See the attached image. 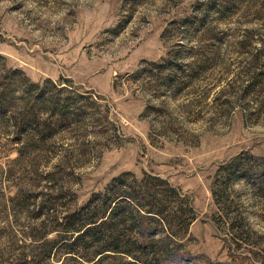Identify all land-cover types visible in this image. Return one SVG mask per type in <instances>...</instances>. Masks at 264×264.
Listing matches in <instances>:
<instances>
[{"label":"rangeland","instance_id":"1","mask_svg":"<svg viewBox=\"0 0 264 264\" xmlns=\"http://www.w3.org/2000/svg\"><path fill=\"white\" fill-rule=\"evenodd\" d=\"M0 264H264V0H0Z\"/></svg>","mask_w":264,"mask_h":264},{"label":"trees","instance_id":"2","mask_svg":"<svg viewBox=\"0 0 264 264\" xmlns=\"http://www.w3.org/2000/svg\"><path fill=\"white\" fill-rule=\"evenodd\" d=\"M72 217H76L75 215H72ZM95 222H97V221H90V222H88V223H86V221L83 223V224H81V225H73L72 226V228H70L69 229V231L70 232H73V231H77V232H81V231H83L86 227H87V225H89V223H95ZM92 226H94V225H92ZM90 228V226L89 227H87V229L84 231V232H86L88 229ZM82 233H80V235H81Z\"/></svg>","mask_w":264,"mask_h":264}]
</instances>
